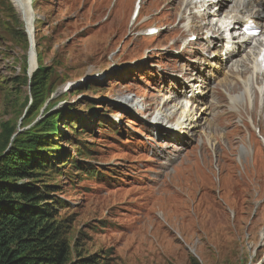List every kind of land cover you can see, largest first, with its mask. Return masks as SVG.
Returning <instances> with one entry per match:
<instances>
[{
  "label": "rangeland",
  "instance_id": "obj_1",
  "mask_svg": "<svg viewBox=\"0 0 264 264\" xmlns=\"http://www.w3.org/2000/svg\"><path fill=\"white\" fill-rule=\"evenodd\" d=\"M19 3L28 11L29 0ZM183 3L32 0L33 38L27 15L11 0L0 4V134L13 131L12 145L50 113L81 115L92 164L104 170L96 181L82 172L51 177L73 254L113 251V264H264V96L244 95L242 58L228 59L224 45L229 19L219 21L215 7L205 16L201 4L185 11ZM150 28L159 33L150 37ZM29 38L37 67L52 72L38 111L22 81ZM194 94L205 120L187 143L166 141L149 119L160 104Z\"/></svg>",
  "mask_w": 264,
  "mask_h": 264
},
{
  "label": "trees",
  "instance_id": "obj_2",
  "mask_svg": "<svg viewBox=\"0 0 264 264\" xmlns=\"http://www.w3.org/2000/svg\"><path fill=\"white\" fill-rule=\"evenodd\" d=\"M11 1L20 15V6ZM3 2L0 0L1 5ZM28 13L31 14L30 6ZM33 26L37 32L34 21ZM37 52L33 45L28 62L32 77L29 78L27 69L22 77L23 82H29L33 93L30 109L36 111L44 106L46 84L52 75L43 66L36 69ZM27 114L29 111L25 118ZM86 125L81 115L62 111L48 114L17 136L12 145L9 141L13 131L7 129L0 134V264L114 263L113 251L98 255L76 250L73 254L66 221L60 218L64 203L58 196L60 185L51 180V177L73 176L75 172H82L93 181L104 176L103 168L92 164V145L82 140L87 133ZM192 264L199 263L193 259Z\"/></svg>",
  "mask_w": 264,
  "mask_h": 264
},
{
  "label": "bare ground",
  "instance_id": "obj_3",
  "mask_svg": "<svg viewBox=\"0 0 264 264\" xmlns=\"http://www.w3.org/2000/svg\"><path fill=\"white\" fill-rule=\"evenodd\" d=\"M16 2L20 6V0H16ZM199 4H201L203 8L206 5V8L204 9L206 10L205 16L209 17L211 14V8L215 7L220 10L216 15V18L219 19V21L223 18V15L229 19L231 22V38L229 41H225L224 45L227 48L228 59L232 60L233 57L237 56L242 58V61L236 62V66L239 78H244L246 81L243 90L244 95L252 92L254 96H258L261 93L264 96V71L259 69L257 63L262 50L264 49V43L262 41H257L256 46H252L251 38L244 37L243 39H238L237 37L243 26L252 22L258 27H263L260 38H264V0H184L183 7L185 11L196 10L198 9ZM23 6H25L24 2ZM23 11L24 12H22L21 8L22 14H25L28 17V33H30V38H33L34 26L30 19L31 14L28 13L25 7L23 8ZM193 19L194 17L192 20ZM197 28H199V32H204L205 30V27L203 26ZM212 31L213 29L209 32L207 31L211 39H213L211 44L218 46L220 45L219 43L222 38L214 34ZM192 36L196 35L194 34ZM230 46L231 48H229ZM243 54L245 55L243 56ZM249 74H253V81L256 82L255 85H250L249 78L246 77ZM197 94H203V92L199 90ZM197 94L196 96L194 94V96H192L193 99L189 102L179 101L180 99L176 98L170 100V103L173 102L171 107H169L168 103L160 104L161 107L153 114V117L149 119V124L152 129L167 137L166 141L178 140L182 141L183 144L187 143L188 139L195 133V129L200 126V122L205 120L204 118L208 114L206 111H203L202 113L198 112L199 105H201L198 102L202 100L197 97ZM241 98L242 96H237L233 100L238 101ZM125 100L126 102L124 103H126V106H123L127 108L130 107L131 99L125 98ZM140 104L141 103H139V105ZM171 122H173L174 127L168 129L163 127Z\"/></svg>",
  "mask_w": 264,
  "mask_h": 264
},
{
  "label": "water",
  "instance_id": "obj_4",
  "mask_svg": "<svg viewBox=\"0 0 264 264\" xmlns=\"http://www.w3.org/2000/svg\"><path fill=\"white\" fill-rule=\"evenodd\" d=\"M29 43H30V49H31V42H30V38H29ZM38 68V67H37ZM36 68V69H37ZM38 70V69H37ZM29 77L31 78L32 77V74H29Z\"/></svg>",
  "mask_w": 264,
  "mask_h": 264
}]
</instances>
